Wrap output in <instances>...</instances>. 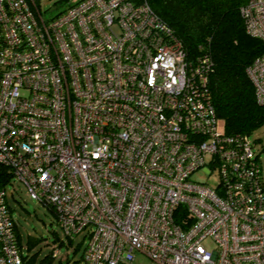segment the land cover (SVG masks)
<instances>
[{
  "label": "built area",
  "instance_id": "1",
  "mask_svg": "<svg viewBox=\"0 0 264 264\" xmlns=\"http://www.w3.org/2000/svg\"><path fill=\"white\" fill-rule=\"evenodd\" d=\"M67 5L47 18L35 0H0V264L21 261L13 179L64 235L83 233L82 264H132L134 251L264 264L260 157L249 134L223 130L208 54L186 51L145 0ZM239 12L264 42V0ZM246 72L264 103V51Z\"/></svg>",
  "mask_w": 264,
  "mask_h": 264
},
{
  "label": "trees",
  "instance_id": "2",
  "mask_svg": "<svg viewBox=\"0 0 264 264\" xmlns=\"http://www.w3.org/2000/svg\"><path fill=\"white\" fill-rule=\"evenodd\" d=\"M145 1L168 25L186 51L193 55L208 54L210 67L206 85L223 130L250 134L264 124V103L254 99L253 86L246 72L254 56L264 51V42L244 30L239 7L245 0ZM260 149L264 151V144ZM6 180L5 171L0 170V183ZM14 226L15 237L22 251L19 264L50 263L57 251L53 248L42 258H37L38 250H31L38 238L27 236L23 248L17 227ZM76 249L77 246L73 251ZM82 250L75 259L65 257V264H82ZM53 264L63 263L58 260Z\"/></svg>",
  "mask_w": 264,
  "mask_h": 264
},
{
  "label": "rangeland",
  "instance_id": "3",
  "mask_svg": "<svg viewBox=\"0 0 264 264\" xmlns=\"http://www.w3.org/2000/svg\"><path fill=\"white\" fill-rule=\"evenodd\" d=\"M35 1L42 15L48 18L58 13L57 11H59V9L63 8L69 1L72 0ZM249 136L254 140V147L258 151L260 157L262 183L264 186V151L260 149L264 144V124L253 129ZM205 176V172L196 170L191 173L190 177L192 179H204ZM212 178H215L214 173L208 176V179L211 180ZM6 199L19 232L23 248L25 246L26 237L33 236L38 239L36 243H34L31 251L36 249L38 250L37 258H42L53 248L57 251L48 264H53L58 260L65 264V257L72 260L79 256V253L86 241V237L83 236V233H76L69 237L65 236L58 224L55 222L54 213L41 202L32 198L21 182L13 179L11 182L6 184ZM54 236H57V239H54ZM203 244L207 248L212 247V243L209 240H204ZM75 246H77V249L73 251ZM132 264L157 263L151 260L144 253L134 251Z\"/></svg>",
  "mask_w": 264,
  "mask_h": 264
}]
</instances>
